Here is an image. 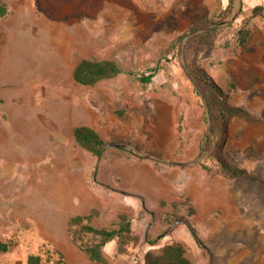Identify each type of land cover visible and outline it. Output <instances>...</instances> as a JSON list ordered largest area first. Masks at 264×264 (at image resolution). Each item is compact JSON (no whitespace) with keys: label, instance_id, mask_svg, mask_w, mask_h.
<instances>
[{"label":"rangeland","instance_id":"1","mask_svg":"<svg viewBox=\"0 0 264 264\" xmlns=\"http://www.w3.org/2000/svg\"><path fill=\"white\" fill-rule=\"evenodd\" d=\"M239 1L236 19L219 25ZM0 4L8 8L0 17V241L14 243L0 264H27L47 251L67 264H97L72 218L110 228L120 215L136 239L125 252L117 240L106 245L110 264H144L146 251L174 242L192 264H264V18L250 17L264 0ZM207 18L218 23L198 28ZM246 21L251 34L241 47ZM82 58L154 78L121 74L84 86L73 76ZM198 66L223 88L236 82L230 102L250 116L230 117L221 153L258 180L214 167L220 103ZM81 125L106 147L126 148L108 147L99 163L74 137ZM203 145L197 163H170L196 159Z\"/></svg>","mask_w":264,"mask_h":264},{"label":"trees","instance_id":"2","mask_svg":"<svg viewBox=\"0 0 264 264\" xmlns=\"http://www.w3.org/2000/svg\"><path fill=\"white\" fill-rule=\"evenodd\" d=\"M234 10L232 4L228 5L225 9L226 17L231 15ZM8 13V8L0 4V17H4ZM251 18L260 17L264 18V4L256 5L251 9ZM212 18H207L201 22L200 25L217 24ZM246 21L242 25L237 34L239 38V45L244 47L250 37L251 29L246 27ZM198 27V28H199ZM195 29V27H194ZM158 67L157 70H159ZM121 74H128L130 76L137 77L143 83H151L154 78V74L149 75H137L132 71L124 70L116 61L110 59H98V58H82L79 60L74 68V79L84 85L93 86L97 83L115 78ZM197 78L204 82L209 88L216 91L219 97V110L221 123L217 131V143L215 150L217 151L215 156L214 167L227 176L233 178H244L248 180H258L257 176L249 172L246 168L239 167L235 164H231L221 153V150L226 142L228 135V121L230 117L236 115L250 116L247 109L242 106L234 105L230 102V96L233 91L237 89L235 81H230L226 88L221 87L214 78L209 75L206 70L198 66L196 68ZM74 137L77 143L94 156L100 157L102 152L107 146L106 140L103 136L93 127L81 125L77 126L73 131ZM206 169H211L209 166H205ZM91 217L76 216L72 218V224L80 226V231L84 235L90 238L89 242H84L82 245L83 250L87 253L89 258L97 264H110L108 258L104 254V247L111 241L117 240L119 252H125L127 249L125 245L128 241L136 239L132 236V224L131 220L126 215H120L119 221L116 227H104L96 228L85 222L89 221ZM160 240L151 241V246H158ZM14 243L12 241H0V252H8L12 249ZM27 264H67L64 256L60 253L58 258H53L52 254L36 253L28 256ZM144 264H192V262L186 256V249L182 243L174 242L171 244H165L158 249H150L146 251L144 255Z\"/></svg>","mask_w":264,"mask_h":264},{"label":"water","instance_id":"3","mask_svg":"<svg viewBox=\"0 0 264 264\" xmlns=\"http://www.w3.org/2000/svg\"><path fill=\"white\" fill-rule=\"evenodd\" d=\"M240 8H241V2L239 1L238 2V4H237V6H236V11H235V13H234V15H233V17L230 19V20H228V21H225V22H223V23H220L219 25H227V24H229L230 22H233L235 19H236V17H237V15H238V13H239V10H240ZM197 31H195V32H192L191 34H189V35H187V37L188 36H190V35H193V34H195ZM201 95L203 96V94L201 93ZM207 114H208V118L210 117V109H209V106L207 105ZM208 137V136H207ZM108 147H114V148H126V146L125 145H123V144H120V143H112V144H110ZM108 147H106L105 149H104V151L102 152V154L100 155V157H99V163L101 162V159H102V157H103V154L105 153V151L108 149ZM205 151V149H204V145H203V148H202V153H201V155L199 156V157H197L196 159H194V160H192V161H183V162H170V163H172V164H176V165H190V164H194V163H197L198 161H200V159L202 158V156H203V152ZM99 169V165L97 166V170Z\"/></svg>","mask_w":264,"mask_h":264}]
</instances>
